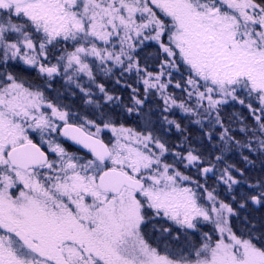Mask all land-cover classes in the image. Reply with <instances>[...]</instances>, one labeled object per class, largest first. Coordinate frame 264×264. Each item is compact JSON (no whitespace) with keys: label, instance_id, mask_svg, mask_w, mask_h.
<instances>
[{"label":"snow or ice","instance_id":"obj_1","mask_svg":"<svg viewBox=\"0 0 264 264\" xmlns=\"http://www.w3.org/2000/svg\"><path fill=\"white\" fill-rule=\"evenodd\" d=\"M0 264H264V0H0Z\"/></svg>","mask_w":264,"mask_h":264}]
</instances>
